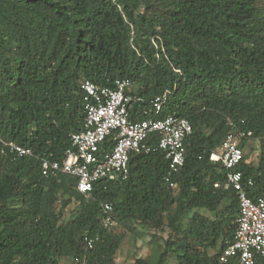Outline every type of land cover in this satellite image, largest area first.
<instances>
[{"label":"trees","instance_id":"16d2710c","mask_svg":"<svg viewBox=\"0 0 264 264\" xmlns=\"http://www.w3.org/2000/svg\"><path fill=\"white\" fill-rule=\"evenodd\" d=\"M122 78L131 83V120L151 115V100L167 91L160 116L191 124L173 186L160 150L130 153L125 178L100 179L87 193L75 176H44L41 160H62L83 128L80 82L113 87ZM236 129L251 131L243 149L258 144L257 161L244 156L236 168L254 180L246 188L256 200L264 194V0H0V264H118L122 235L104 226L105 203L132 236L161 241L155 258L131 264H224L239 205L233 189L213 186L225 172L209 154ZM10 142L31 154L17 155ZM114 142L115 133L105 137L99 155Z\"/></svg>","mask_w":264,"mask_h":264},{"label":"built area","instance_id":"2783aa9c","mask_svg":"<svg viewBox=\"0 0 264 264\" xmlns=\"http://www.w3.org/2000/svg\"><path fill=\"white\" fill-rule=\"evenodd\" d=\"M128 79H116L113 87L98 86L89 80L80 82L84 104L83 128L71 135L73 150H67L59 161L42 159L41 173L56 176L60 173L76 177V188L80 193L89 192L94 182L100 179L125 178L128 173L130 153H150L160 150L168 160V170L164 180L170 182L172 175L178 173L185 160V138L191 133L189 120L175 113L160 116L167 101V91L151 100V115L134 121L129 117V103L133 96L126 93L130 87ZM115 133L111 149L99 155L100 144L108 135ZM157 135L154 144L148 142L151 135ZM251 135V131L236 129L229 131L222 143L209 154V159L219 163L224 170L222 182H214V187L233 189L238 200V216L233 241L226 245L220 261L224 264H264V194L253 200L247 186L254 180L243 179L237 166L244 159L240 141ZM17 155H30L29 148L13 142L8 144ZM112 205H103L104 226H114L110 211ZM97 236H85L87 247H92ZM75 264H86L84 260Z\"/></svg>","mask_w":264,"mask_h":264},{"label":"rangeland","instance_id":"374dc122","mask_svg":"<svg viewBox=\"0 0 264 264\" xmlns=\"http://www.w3.org/2000/svg\"><path fill=\"white\" fill-rule=\"evenodd\" d=\"M243 150L247 161H257L258 144L256 141L249 140ZM76 209L77 203H70L64 208V217L66 219L69 218L71 215L75 214ZM205 213L210 215L207 212ZM113 228L115 232L122 235V243L116 253V261L118 264H131L137 256L155 258L161 250V241L152 242L150 241L149 235L134 237L130 232L118 224H115ZM167 234V231L159 233L161 237H166ZM168 263L173 264V260L170 259ZM60 264H73V262L71 259L64 258L60 261Z\"/></svg>","mask_w":264,"mask_h":264}]
</instances>
